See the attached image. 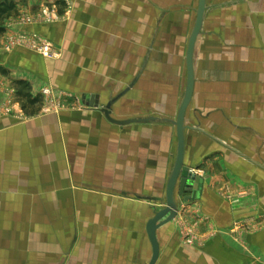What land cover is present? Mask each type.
<instances>
[{
    "label": "crops",
    "instance_id": "0c3cea01",
    "mask_svg": "<svg viewBox=\"0 0 264 264\" xmlns=\"http://www.w3.org/2000/svg\"><path fill=\"white\" fill-rule=\"evenodd\" d=\"M3 3L12 9L0 19V205L33 206L30 220L53 225L2 228L0 237L16 240L7 246L11 262L2 257L0 264H70L75 255L97 264L108 253L103 244L112 246L113 264H147L146 222L154 199L164 200L177 146L175 126L163 119H175L183 95L197 0ZM44 3L60 10L59 21L40 17ZM34 33L61 56L6 49L12 38ZM194 64L184 165L203 183L195 198H179L177 216L157 229L155 264H264V0H207ZM20 81L38 102L17 99ZM132 82L112 117L160 121L120 126L82 101L99 94L103 106ZM96 189L101 193H86ZM79 219L101 222V250L75 240L94 230L58 228Z\"/></svg>",
    "mask_w": 264,
    "mask_h": 264
},
{
    "label": "water",
    "instance_id": "95a60500",
    "mask_svg": "<svg viewBox=\"0 0 264 264\" xmlns=\"http://www.w3.org/2000/svg\"><path fill=\"white\" fill-rule=\"evenodd\" d=\"M207 9V0H197L195 8V17L188 36L185 53V86L181 101L178 105L175 119H163L164 122L175 126L177 146L174 163L166 181L165 196L163 202H157L154 199L153 215L146 222V234L152 247V254L147 264H155L159 257V243L157 240V229L165 223L173 220L178 214L177 200H190L195 198L197 191L201 187L203 180L197 176L192 169L184 165L185 153V116L187 108L191 102L194 83H195V45L198 36L201 33L205 11ZM136 81V80H134ZM133 81V82H134ZM130 83L123 91L111 97L103 106L99 105V94L83 95V103L91 109H97L103 114L105 119L113 124L120 126L131 123H147L151 121H160L157 117H136L130 119H115L112 117V105L121 98L133 85ZM162 204L163 207L157 209L156 205Z\"/></svg>",
    "mask_w": 264,
    "mask_h": 264
},
{
    "label": "rangeland",
    "instance_id": "374dc122",
    "mask_svg": "<svg viewBox=\"0 0 264 264\" xmlns=\"http://www.w3.org/2000/svg\"><path fill=\"white\" fill-rule=\"evenodd\" d=\"M55 3V2H53ZM53 3H44L43 6L45 5H53ZM55 6V5H54ZM42 7V6H41ZM40 7V8H41ZM56 10L58 11V13L61 15L60 13V10L55 6ZM65 15V14H64ZM48 89V88H46ZM44 90V89H43ZM42 90V97L45 98V100L47 101V99H49L52 95L51 91L49 93H44ZM50 90V89H49ZM14 94V93H13ZM79 100V98L77 99V101ZM50 102V101H49ZM46 104V103H45ZM49 108V107H48ZM3 191H0V195L2 194ZM89 193V195L91 194H96V193H101V190H87L86 193ZM5 193V192H4ZM12 200V199H10ZM1 201H5V199H1ZM17 201H15L16 203ZM10 205H0V215L1 217H3V221L0 220V230L2 228H5V227H10L11 230H20V231H26L28 229H32V228H38L39 230H43V231H48L53 223L51 222H48V221H39L37 219H35V221H32L29 219V215H30V212H32L34 210L35 207L33 206H30V205H17V204H14L12 202L9 203ZM100 207V210L98 211H95L96 213H101V206ZM38 209V207H36ZM58 208H63L65 210L69 209L70 207H66V206H59ZM82 207H78V211H77V214L79 215V217L84 214L85 211H83L81 209ZM40 209V207H39ZM40 213V211H39ZM22 215V218L23 217H26L25 220H22L21 218V215ZM38 214V212H37ZM36 217V216H35ZM38 218V217H36ZM58 228L62 231V232H65V230H69L71 228L74 229V233L76 235L78 234H82V233H89L91 232L92 230H94V234L93 236L94 237H86V238H83V239H76L75 237V240L79 241L80 240V245L82 246V248L86 249V250H90V249H100L101 250V237L97 238L95 237L96 235L97 236H101V222H86L84 220H81L79 219L78 221H64V222H58ZM89 229V230H88ZM98 229V231H97ZM10 230V231H11ZM100 230V231H99ZM13 235L11 234L9 237L10 238H2L0 237V259L3 257V261L2 262H6V261H10L12 260L11 257L13 256V254H9L8 253V249H7V246H10L12 245V242L14 240H16V238L12 237ZM16 236V235H15ZM49 238L50 235L48 236ZM47 237V239H48ZM46 239V238H45ZM99 241L98 244H96V242ZM73 242V241H72ZM74 245H72V243L70 244V246L68 245V248L69 247H73ZM103 248L104 250H107L106 254H102L103 257H106L105 260L101 261V256H100V260L97 261V264H113L112 263V259H113V252H112V246H107L105 244H103ZM3 249V250H2ZM2 254V256H1ZM104 259V258H103ZM123 259H124V256H123ZM11 262V261H10ZM95 262V261H94ZM93 261L90 262V264H95ZM144 261H139L137 264H143ZM2 264V263H1ZM70 264H81L79 261H78V258L77 256L75 255V257H72L70 259ZM83 264V263H82ZM86 264V263H85ZM122 264H129L128 262H122ZM146 264V263H145Z\"/></svg>",
    "mask_w": 264,
    "mask_h": 264
},
{
    "label": "built area",
    "instance_id": "2783aa9c",
    "mask_svg": "<svg viewBox=\"0 0 264 264\" xmlns=\"http://www.w3.org/2000/svg\"><path fill=\"white\" fill-rule=\"evenodd\" d=\"M63 1V0H61ZM39 15L46 22H55L61 19V15L58 13L54 5H45L40 8ZM23 22L31 21L32 19L28 16H23ZM19 46L29 50L38 52L45 58L57 59L61 56L60 51L49 41L42 38L38 34H32L30 36H19L12 38L6 45V49L11 47ZM44 93H49V89H44Z\"/></svg>",
    "mask_w": 264,
    "mask_h": 264
},
{
    "label": "trees",
    "instance_id": "16d2710c",
    "mask_svg": "<svg viewBox=\"0 0 264 264\" xmlns=\"http://www.w3.org/2000/svg\"><path fill=\"white\" fill-rule=\"evenodd\" d=\"M12 9L11 4L3 3L0 6V19L3 15L9 12ZM4 32V28L0 25V35ZM19 85V89L16 91V96L19 101H24L25 104H34L39 101L38 97H33L29 93V85L24 81H20L17 83Z\"/></svg>",
    "mask_w": 264,
    "mask_h": 264
}]
</instances>
